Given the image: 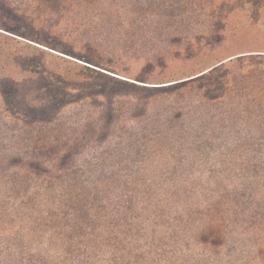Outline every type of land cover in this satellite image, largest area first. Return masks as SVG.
Returning a JSON list of instances; mask_svg holds the SVG:
<instances>
[{
	"label": "rangeland",
	"instance_id": "rangeland-1",
	"mask_svg": "<svg viewBox=\"0 0 264 264\" xmlns=\"http://www.w3.org/2000/svg\"><path fill=\"white\" fill-rule=\"evenodd\" d=\"M78 1L0 0V33L31 46L18 64L0 51V236L46 233L53 212L66 264H264V0ZM232 55L254 56L227 67L214 102L160 88ZM53 72L76 92L49 90ZM7 84L24 116L4 112ZM57 192L92 205L56 207Z\"/></svg>",
	"mask_w": 264,
	"mask_h": 264
},
{
	"label": "trees",
	"instance_id": "trees-1",
	"mask_svg": "<svg viewBox=\"0 0 264 264\" xmlns=\"http://www.w3.org/2000/svg\"><path fill=\"white\" fill-rule=\"evenodd\" d=\"M82 1L84 3L86 2V0H81V2ZM149 1L154 3V5L156 4L158 5V3L160 2V0H149ZM61 2L62 4L79 3L78 0H61ZM177 2L178 3L175 2L174 5H178L180 3L187 4V0H177ZM127 5H130V4L127 3ZM251 5L252 4H250L249 6ZM260 8L262 7L260 6ZM118 12H119V9L111 8V10L107 14V17L109 18L106 17V20L109 22L117 21L119 17ZM9 30L11 31L12 29H9ZM0 34H1L0 36L5 38L6 40L3 45H0V51L8 55L16 54V55H13L14 59L17 64L18 62L20 63L23 57L21 53H19L21 52L19 50L25 51L27 47H31V46L26 45L27 46V47L25 46L26 48L20 47L19 45H21L20 42L22 41H19L18 39L14 37L4 35L2 33ZM20 34L21 33H18V35L17 34H14V35H17L20 37ZM50 46L52 48H55L53 47V45H50ZM63 52L69 53L68 51H63ZM70 54L74 55L75 56L74 58L77 57V59L79 60H82V61H85L91 64L95 63V61H93L94 60L93 58H88L87 56H83V55H77V54H74L73 52H70ZM234 56H237V55L228 56L226 58L215 61L214 64L209 65L206 68L201 67L199 69H196V70H201V72L194 74L195 75L194 78H191L189 80L179 82V83H173L171 85L160 87V88H166L164 90L174 91V90L187 89V87H190L196 90L198 93L196 94L195 98L199 100H206L207 102H214L215 100L220 98L222 96L223 91L228 89L229 86L231 85L230 78H229L230 72H228L227 67L230 64H233L234 60L238 58L250 57L254 55H247V56H241V57H234ZM256 56H263V57H260L259 59L264 60V55H256ZM25 61L27 60L25 59ZM31 64H32L31 65L32 68L30 67L31 69L29 70V72H33L32 69H36L37 71H39V73L41 71L42 74L47 75L45 68L42 67L40 64L34 63V62ZM69 64L76 65V63L70 62V61H69ZM92 65L98 68L104 69L98 63L92 64ZM81 66L85 71L91 72L98 76L105 77L109 80V82L118 83V84L130 87L132 90H137V91L144 92V93L155 91L153 89H150V87L135 85L133 83H129L127 81H123L115 77H108V76H105L107 75L105 73H101V72L99 73V71L95 69H91L84 65H81ZM196 70L191 69V71H189L186 74L193 73ZM184 75L185 74H182V75L172 74L170 77L175 78V77L184 76ZM43 79L45 82H47L46 83L47 88L53 91L54 93H56V95L60 96V94H64V92L67 94H73L76 92V89H65L64 88L66 86V83H65V79L63 78L62 73L56 74L55 72H53L51 74H48L47 78L44 77ZM1 93H2V99L5 102L4 112H7L11 116L12 115H15V116L25 115V112L22 109H20L19 106L18 107L14 106L13 100L16 96V90L15 88L11 86V84H7L6 86H4L2 88ZM58 99L60 100L61 98L58 97ZM55 194H56L55 195L56 202H58L56 207L64 206L68 210H73V212L77 214L83 211V207L84 208L87 207L86 204L90 206L92 205L90 203L91 201L88 202V198L87 199L84 198L86 202H83L84 201L83 199L81 202L77 200V203L72 204L71 197L67 195V193L66 195L64 194V192H57ZM75 196H77V193L75 194ZM59 214H62V213H59ZM66 215L67 214H64V217H66ZM44 217L47 220V223L45 224V226H47V228H51L49 231H47V228L46 229L44 228V230H46V233H42L41 232L42 230L40 229L37 231L33 224L26 225L24 229L25 232H23V235L20 234L21 232H19V230H13L11 228L6 229L2 233V235L0 236V264H66L65 262L66 260H68V255L66 256L67 249L65 247L68 246L69 244L67 243L68 245H66L65 243L68 239L69 229H67L68 227L66 225L60 228L59 225L55 224L57 220L56 219L57 215L54 214L53 212L51 213L46 212ZM89 217L88 218L85 217L86 220L89 219ZM68 220H70L71 226L76 223L74 218L71 219L69 217ZM40 236L43 237V240L38 239ZM45 238H46V241L48 240V243L53 246L51 249L48 248L47 244H46L47 245L46 249H44L43 247H38L37 246L38 244L37 245L34 244V242L39 243V242L44 241ZM5 252L7 254H4ZM71 259L80 260L78 255H76L75 258L71 257ZM83 259H88V255L83 256ZM68 262L69 264H94V263H91L90 261H68ZM97 262H98L97 264H118L115 261H97Z\"/></svg>",
	"mask_w": 264,
	"mask_h": 264
}]
</instances>
